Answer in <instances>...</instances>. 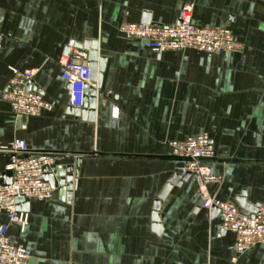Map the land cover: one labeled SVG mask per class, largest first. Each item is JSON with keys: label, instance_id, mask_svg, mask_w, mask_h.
Masks as SVG:
<instances>
[{"label": "crops", "instance_id": "0c3cea01", "mask_svg": "<svg viewBox=\"0 0 264 264\" xmlns=\"http://www.w3.org/2000/svg\"><path fill=\"white\" fill-rule=\"evenodd\" d=\"M186 3L196 24L228 27L242 49L158 54L118 33L143 18L173 25ZM0 34V95L9 66L35 68L29 90L53 106L16 115L0 99V148L22 138L35 150L67 152L50 172L70 165L75 180L69 198L56 188L48 200L19 202L28 223H10L8 235L30 249L31 264H264L260 245L236 254L234 233L217 209L200 206L196 178H183L184 162L168 146L207 133L221 178L209 193L243 211L264 204V0H0ZM69 39L94 41L105 57L100 85H89L92 120L69 112L57 62ZM7 163L0 151V175Z\"/></svg>", "mask_w": 264, "mask_h": 264}, {"label": "built area", "instance_id": "2783aa9c", "mask_svg": "<svg viewBox=\"0 0 264 264\" xmlns=\"http://www.w3.org/2000/svg\"><path fill=\"white\" fill-rule=\"evenodd\" d=\"M193 4H184L177 14V22L163 26L143 22H124L117 30L126 40H145L154 53L192 49L209 54L235 53L242 49L232 31L225 26L205 27L193 21ZM3 37L0 34V48ZM61 67V78L68 84L67 104L80 108L85 97V87L92 85L88 65V51L77 46L73 39L66 43V50L57 60ZM10 78L0 99L8 103L16 115L35 116L42 110H51L52 104L26 84L36 73L35 68L19 70L9 66ZM119 108L111 106V117L118 118ZM172 157L184 162L185 171L196 178L199 187L200 206L203 209H217L221 226L234 233V250L243 254L252 246L264 249V204L254 212L243 211L236 204L223 201L211 195L208 184L219 182L212 166L215 148L207 133L189 136L183 140L168 142ZM8 155L6 170L12 172L8 184L1 182L0 212L6 222L0 223V264H31L32 253L29 248L14 244L9 235L10 223H16L24 230L28 223V213L18 210L16 196L24 200L45 201L53 196V188L44 174L55 166L57 160L69 155L67 152L32 149L22 138L13 139L10 144L0 148ZM75 180L71 181L72 187Z\"/></svg>", "mask_w": 264, "mask_h": 264}, {"label": "water", "instance_id": "95a60500", "mask_svg": "<svg viewBox=\"0 0 264 264\" xmlns=\"http://www.w3.org/2000/svg\"><path fill=\"white\" fill-rule=\"evenodd\" d=\"M142 22L148 23V20L142 19ZM77 46L84 48L88 51V65L90 68V79L93 83L100 85L102 80V75L105 67V57L99 56L96 48V42L85 40L83 43H77ZM30 83L27 84L26 89L29 90ZM96 89L90 88L89 86L85 87V97L83 100V104L80 108H70L69 112L72 113L76 118H81L83 120H92L94 115L95 101H96ZM46 173L44 177L48 180L50 185L53 188H60L61 191L67 190V198L70 197V189H72L71 180L73 178V170L70 165L68 166H59L56 167L53 171H49L48 168H45ZM77 174V170H75V175ZM189 173L187 172L183 178H185ZM2 179L1 182L4 184H8L11 181L12 172L10 170H6L1 174ZM178 175H174L169 183L166 184V189L169 187L170 183H173L178 178ZM179 183V182H178ZM164 194V193H163ZM15 200L17 202L23 201L22 196H16ZM159 199L155 201V209L158 208ZM18 208V206H17ZM256 208H251L250 212H254ZM154 228L158 230V223L154 224Z\"/></svg>", "mask_w": 264, "mask_h": 264}]
</instances>
